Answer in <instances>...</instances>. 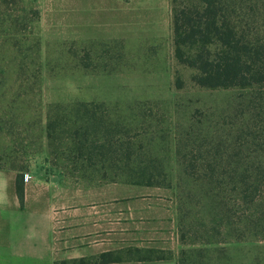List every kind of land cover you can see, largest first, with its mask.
I'll return each mask as SVG.
<instances>
[{"label": "rangeland", "instance_id": "1", "mask_svg": "<svg viewBox=\"0 0 264 264\" xmlns=\"http://www.w3.org/2000/svg\"><path fill=\"white\" fill-rule=\"evenodd\" d=\"M193 73L175 58L171 0H0V182L12 188V232L35 231L43 209L55 243L67 246L69 215L101 197L109 239L130 240L147 230L126 207L152 200L177 210L178 259L264 264V241L220 232L206 181L185 173L246 170V156L262 150L264 102L245 90L197 87ZM76 102L118 106L135 128L133 168L157 174L159 187L54 165L47 113Z\"/></svg>", "mask_w": 264, "mask_h": 264}, {"label": "trees", "instance_id": "2", "mask_svg": "<svg viewBox=\"0 0 264 264\" xmlns=\"http://www.w3.org/2000/svg\"><path fill=\"white\" fill-rule=\"evenodd\" d=\"M171 13L175 58L194 72L195 86L245 90L264 102V0H171ZM183 87L179 76L177 88ZM116 107L95 102L51 106L46 124L50 158L56 167L83 177L113 175L129 184L159 187L157 174L133 168L135 128ZM261 131L262 150L246 156V170L185 171L206 181L204 195L221 217L218 230L237 232L241 240L264 241V126ZM188 261L183 253L178 264Z\"/></svg>", "mask_w": 264, "mask_h": 264}, {"label": "crops", "instance_id": "3", "mask_svg": "<svg viewBox=\"0 0 264 264\" xmlns=\"http://www.w3.org/2000/svg\"><path fill=\"white\" fill-rule=\"evenodd\" d=\"M11 189L0 182V264H178L177 210L169 203L153 205L149 200L145 208L126 207L130 215L140 217V229L147 232H131L130 240L113 241L107 232V199L89 200L69 215L73 229L67 234L69 244L61 247L51 230L53 216L50 219L43 209L35 231L12 232Z\"/></svg>", "mask_w": 264, "mask_h": 264}]
</instances>
